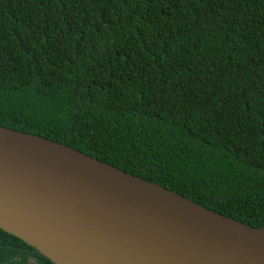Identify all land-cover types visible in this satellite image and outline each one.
<instances>
[{
  "label": "trees",
  "instance_id": "trees-1",
  "mask_svg": "<svg viewBox=\"0 0 264 264\" xmlns=\"http://www.w3.org/2000/svg\"><path fill=\"white\" fill-rule=\"evenodd\" d=\"M0 125L264 226V0H0Z\"/></svg>",
  "mask_w": 264,
  "mask_h": 264
},
{
  "label": "water",
  "instance_id": "water-1",
  "mask_svg": "<svg viewBox=\"0 0 264 264\" xmlns=\"http://www.w3.org/2000/svg\"><path fill=\"white\" fill-rule=\"evenodd\" d=\"M0 229L54 264H264V226L1 125Z\"/></svg>",
  "mask_w": 264,
  "mask_h": 264
},
{
  "label": "flooded vegetation",
  "instance_id": "flooded-vegetation-1",
  "mask_svg": "<svg viewBox=\"0 0 264 264\" xmlns=\"http://www.w3.org/2000/svg\"><path fill=\"white\" fill-rule=\"evenodd\" d=\"M29 261H30V259H29Z\"/></svg>",
  "mask_w": 264,
  "mask_h": 264
}]
</instances>
